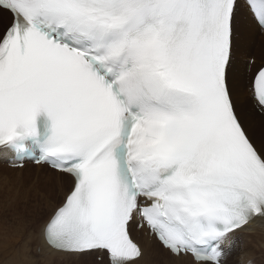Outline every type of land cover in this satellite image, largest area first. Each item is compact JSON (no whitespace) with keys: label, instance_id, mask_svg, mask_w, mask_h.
<instances>
[{"label":"snow or ice","instance_id":"obj_1","mask_svg":"<svg viewBox=\"0 0 264 264\" xmlns=\"http://www.w3.org/2000/svg\"><path fill=\"white\" fill-rule=\"evenodd\" d=\"M256 30L264 0H0L4 250L141 264L146 227L187 264H264Z\"/></svg>","mask_w":264,"mask_h":264},{"label":"rangeland","instance_id":"obj_2","mask_svg":"<svg viewBox=\"0 0 264 264\" xmlns=\"http://www.w3.org/2000/svg\"><path fill=\"white\" fill-rule=\"evenodd\" d=\"M256 39L253 41L252 45L250 47H248L247 45H245L243 43V40L241 41L243 46L246 48L248 56L251 55L250 58L251 60H254L257 58L258 60L261 59V61H259L258 64L254 63L253 65H251V67L253 68V70L258 67L261 64H264V51H263V46H264V33L260 32L257 33L256 35ZM263 39V44L261 47V41ZM260 49V50H259ZM259 54V55H258ZM242 70H246L243 66ZM258 117L259 115H254L253 119L258 121ZM29 164H27L26 168L24 169V172L26 175L28 176H35L38 174V171L32 168L28 167ZM8 168V169H7ZM10 168L7 167L4 163H0V193H2L3 191V176L7 175L10 171H8ZM0 238H2L5 234H6V225L3 223V221H0ZM5 228V229H4ZM13 252L14 251H7V254H4L3 249L0 247V264L3 262L1 258H3V260H5L6 258H10L13 256ZM15 254V252H14ZM16 260H17V264H26L25 261L21 260V258L15 254ZM80 260L78 261L76 258L72 259H64L66 260L64 262V260H61V262L63 264H107L106 259L105 260H100L98 259L95 255H90V256H84L82 258H79ZM167 259V258H166ZM165 258H163V255L160 259V263H164L166 261Z\"/></svg>","mask_w":264,"mask_h":264},{"label":"bare ground","instance_id":"obj_3","mask_svg":"<svg viewBox=\"0 0 264 264\" xmlns=\"http://www.w3.org/2000/svg\"><path fill=\"white\" fill-rule=\"evenodd\" d=\"M257 33H259V30H256L250 36L243 38V43L245 45H247L248 47H250L252 45L253 41L256 39L255 35ZM262 44H263V39L261 41V47H262ZM263 51H264V46H263ZM250 57H251V55L248 56V58H250ZM259 61H261V59H259V60L257 58L255 59L256 64H258ZM242 68H243V65L241 66V70H242ZM259 120H260V117H258V121ZM5 165L8 167L7 164H5ZM28 167L32 168V169L35 168V170L38 171L37 166L34 164H29ZM8 171L11 172V169H9ZM256 231H257V234H264V224H257ZM134 238L136 240H138L145 248V257H144L143 261H141V264H187V261H178L174 257H171L170 255H168L166 253V250L163 249V247L160 245V243L155 239H151L148 235H145L144 231L137 230L134 233ZM0 247L3 249L4 254H7V252L4 250L2 244H0ZM162 255H163V258H165V259L167 258L164 263H160V259H161ZM79 258H82V257H78L76 259L79 261L80 260ZM1 259L3 261L1 264H17V260H16L14 252H13L12 257L6 258L5 260H3V258H1ZM65 261L66 260H64V262ZM56 264H63V263L61 262V260H57Z\"/></svg>","mask_w":264,"mask_h":264}]
</instances>
